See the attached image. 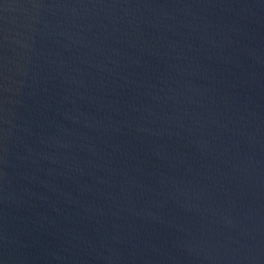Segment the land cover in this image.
<instances>
[{"label": "water", "instance_id": "obj_1", "mask_svg": "<svg viewBox=\"0 0 264 264\" xmlns=\"http://www.w3.org/2000/svg\"><path fill=\"white\" fill-rule=\"evenodd\" d=\"M0 264H264V0H0Z\"/></svg>", "mask_w": 264, "mask_h": 264}]
</instances>
